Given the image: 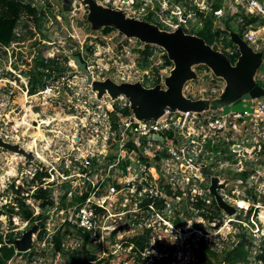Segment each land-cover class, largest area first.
I'll return each instance as SVG.
<instances>
[{
  "label": "built area",
  "instance_id": "2783aa9c",
  "mask_svg": "<svg viewBox=\"0 0 264 264\" xmlns=\"http://www.w3.org/2000/svg\"><path fill=\"white\" fill-rule=\"evenodd\" d=\"M39 1L30 2L40 16L44 10ZM103 2L115 4L112 0ZM193 2L195 10L179 1L175 5L177 14L187 12V22L199 11L205 16L212 14L217 27L225 29L227 19L237 26L225 29L228 34L217 42V50L224 52L227 38L233 45L226 51H239L231 31L239 33L255 50L264 49V0H221L218 8H214L215 0ZM167 5L168 0H157L152 10H164ZM146 6L148 3L125 11L138 18L147 13ZM48 24L45 12L40 26L43 37L30 41V50L0 44V137L10 144L26 141L15 119L22 109L19 95L32 107L48 109L43 114L33 111L25 121L30 128L32 158L22 156L16 161L12 155L15 152L0 145V200L10 195L3 208L13 199L12 184L26 187L22 182L24 171L18 170L20 164L28 163L27 202L34 217L43 215L34 222L30 220V225L39 220L41 224L32 234V247L24 252L17 250L15 242L22 236L21 230L0 226V248H16L17 256L9 264H203L201 240L211 247L206 231L179 227L178 205L191 204L193 208L199 200L212 202V177L227 179L213 173L221 161L222 169L228 163L239 174L244 170L243 161L250 160L252 173L244 181L237 177L235 182L253 188L257 196L264 193V98L246 100L244 109L228 112L223 107L202 112L167 108L156 119H139L133 111L130 115L117 112L115 118L116 107H130V100L124 95L113 99L109 93L100 97L71 64L70 56L78 54L98 80L110 78L117 83L141 82L153 87L157 85L156 73L128 69L122 59L115 67H100V44L91 41L86 45L67 26V33L53 43L54 39L45 35ZM59 27L53 28V33L58 34ZM23 31L26 33L21 25L16 29L17 34ZM24 52L30 54V72L25 67ZM255 78L264 83V71L257 72ZM41 189L46 191L45 198L37 197ZM43 199L47 201L45 207L41 205ZM236 201L239 203V199ZM261 205V201L255 204L258 208ZM0 214L11 215L5 209ZM15 218L22 220L20 216ZM59 230L65 236L57 250L54 235ZM10 232L16 238L13 243L7 240ZM194 234L198 236L195 239ZM43 251L67 258L43 259Z\"/></svg>",
  "mask_w": 264,
  "mask_h": 264
},
{
  "label": "rangeland",
  "instance_id": "374dc122",
  "mask_svg": "<svg viewBox=\"0 0 264 264\" xmlns=\"http://www.w3.org/2000/svg\"><path fill=\"white\" fill-rule=\"evenodd\" d=\"M31 1V0H30ZM67 0H42L39 1L41 4H43V10L46 12V21H49V28H46L45 35L48 37H52L53 43L55 40L63 37L65 35L66 26L69 28V30L77 36L80 41H85L86 45H90L91 41H94L99 45V48L97 49L98 55V64L100 67H103L104 65H108L110 67H115L116 65H119L120 60L122 59L124 62V65L127 66L128 69H135L138 68L141 72H152L155 73V67L162 64L161 57L162 56V48L161 46H154L153 49H150L151 53L153 54L149 59L150 61H154V57H160V60L158 62L149 63L148 67H145V54L143 53L144 46L147 44V42L140 40L139 38L135 36H127L125 34H121L119 30L115 29L109 34H104L102 29L104 27L96 28L91 21L88 19V6L84 2V0H74L73 5L74 8L70 10L69 13H66L63 9V4ZM99 3L104 4V6L108 7H116L119 6L122 8L123 11L125 9H137L140 8L144 3H148L147 13L143 15H139V19H146L151 13V17L153 20H155L154 25L158 26L161 30H166L168 32H172L176 30V25L180 24L181 27H187L191 28L194 25V21L197 18V14L193 15V19H190L187 22V12L186 14H177V9L175 8V5L178 3L180 5L184 4V7L186 8H192V10H195L194 7L196 5L194 4L193 0H168V5L164 7V10L157 9V12L153 11V7L157 5V0H134V3H127L128 0H112L115 2L114 5L108 4L106 5L103 0H97ZM130 1V0H129ZM214 1V0H211ZM182 8V7H181ZM127 11V12H126ZM125 13L128 16H134L129 10H126ZM184 11V10H183ZM184 15V16H183ZM138 16V15H137ZM187 16V17H186ZM59 17L61 20H59ZM54 20V24H50V21ZM183 20H186V22H183ZM159 22V23H157ZM57 26H60L58 34L53 33L52 29L57 28ZM20 29V28H19ZM25 33V31H23ZM23 33V34H24ZM67 33V31H66ZM58 35V36H57ZM155 45V44H151ZM23 49L25 51L30 50V43L23 46ZM46 50V49H45ZM165 50V49H164ZM264 50V49H263ZM220 51V50H218ZM223 53L222 51H220ZM78 55V54H76ZM82 59V58H81ZM83 61V59H82ZM71 64H75L77 68L79 69L78 65L76 64L75 60H70ZM84 62V61H83ZM69 65V62H68ZM206 64H195L192 66V69L197 74V78L190 79L186 82L183 93L186 96L191 95L192 98H202V99H209V100H215L219 98L222 94V92L225 89L226 82L221 77L217 76L211 68H209L207 65V68L202 67ZM87 66V65H86ZM173 67H166L160 70L161 73V84L165 88V79L167 76L171 74ZM87 70L92 74V72L88 69ZM80 71V70H79ZM81 72V71H80ZM82 73V78L87 79V76ZM93 77V74H92ZM94 79V78H93ZM98 80V79H94ZM89 82V81H88ZM19 101L24 100V105L27 107L25 109L22 104L20 109V113L18 116H16L17 123L19 125L20 129V136L22 138H25L26 141L24 143L20 144V147L24 148L26 151L30 152V128L25 125V121L27 119H30V115H26V113H30V110L38 111L41 114L44 112H47L48 109L46 108H39V107H32L28 102H26V99L21 97L19 95ZM120 97V96H119ZM247 102L246 100H242L238 104H230V105H224L223 110L224 112H228L230 110H242L246 107ZM22 110V111H21ZM14 152V151H13ZM16 161H20L21 157L24 155H21L17 152L12 154ZM243 164L245 166L244 170L250 171L252 173V163L250 160L243 161ZM222 161L219 164H216V168H214L213 173L219 174L222 177H226L227 179H238L236 176V173L233 168L229 167V164L226 163L224 168H221ZM23 169L24 175L23 180L24 184L30 185V167H28V163L23 166L22 164L19 165L18 172ZM242 170V172L244 171ZM249 173V174H250ZM21 175V174H20ZM21 177V176H20ZM29 179V181H27ZM262 180H264V176L261 177ZM245 178H243V181ZM219 193L225 198V200L233 205L237 211L234 214H230L229 212L224 211V221L221 226H216L215 222H209L206 218H202L197 214V210L190 207L188 204H180L178 205L177 214L176 216H180L182 223L179 225V227L183 228H189L191 230H196L198 232L200 231H206L205 232V238L207 239V242L210 243L211 248L217 251V253L221 252L220 250L222 247H228L231 242L236 241L238 237V233L241 230V223L243 222L242 219L239 218V215L242 217H245L247 214L248 208L254 207L253 209H256V206H253V198L255 197V190L253 188L245 186H239L237 185V182L233 181L231 182L226 188L220 189ZM264 193L259 194L258 198L262 197ZM237 199H245L247 201L246 205H243L240 207V204L236 201ZM10 200L9 198L6 199L3 198V200H0V210H8L7 207L3 208V205L5 203H8ZM7 201V202H6ZM248 207V208H244ZM190 209V210H189ZM257 216H254V210L252 211V214L250 215V222L252 225L249 226V232L252 231V234L256 236L257 238H260L264 235V205H261L260 208H257ZM243 210V211H242ZM9 213V211H7ZM16 216H11L8 214H0V226L4 228L13 227L14 229L18 228L21 230L22 235L24 232L30 230V228L33 227V225L27 224L25 221H22L20 219H17ZM55 220L57 218L55 217ZM19 222L18 225L16 223ZM197 235H193L192 238H197ZM259 239L255 240V243L252 244L251 247V258L250 262L247 264H260L259 261L255 260V254L258 250V242ZM40 257L43 259H66L67 257L64 255H57L55 252H41ZM217 263L216 259H212ZM16 261V260H15ZM15 261L13 263H15ZM203 264H208L207 261L202 260Z\"/></svg>",
  "mask_w": 264,
  "mask_h": 264
},
{
  "label": "water",
  "instance_id": "95a60500",
  "mask_svg": "<svg viewBox=\"0 0 264 264\" xmlns=\"http://www.w3.org/2000/svg\"><path fill=\"white\" fill-rule=\"evenodd\" d=\"M73 1L67 0L63 4L66 13L73 9ZM84 2L88 6V19L96 28L111 26L119 30L121 34L135 36L147 44L161 46L174 63L171 74L165 79V88L161 83L146 87L141 82L117 83L110 78L94 80L81 57L74 54L70 56L75 60L79 70L87 76L93 89L98 91L100 97L107 92L113 99L120 95L126 96L137 118L156 119L163 115L167 108L202 112L218 109L224 105L238 104L242 100L264 98V86L255 78L257 71L264 65V50H255L239 33L231 32L232 41L238 46L240 52L236 62L232 63L224 52L221 53L198 35L187 33L181 26L168 32L147 20L128 16L122 9L104 6L97 0H84ZM201 63L206 64L226 82L221 96L215 100L196 99L183 93L186 82L197 78L192 66ZM0 145L28 159L33 157L32 153L20 147L19 144L7 143L1 137ZM233 181L236 179L221 181L219 176H213L209 188L218 206L230 214L236 213L237 209L225 200L219 190L226 188ZM40 224L41 220L16 239L18 251L24 252L32 247V234L37 231Z\"/></svg>",
  "mask_w": 264,
  "mask_h": 264
},
{
  "label": "trees",
  "instance_id": "16d2710c",
  "mask_svg": "<svg viewBox=\"0 0 264 264\" xmlns=\"http://www.w3.org/2000/svg\"><path fill=\"white\" fill-rule=\"evenodd\" d=\"M222 5L221 0H215L214 8H218ZM43 15L45 12L43 11L42 15H38V10L35 7H32L30 0H0V44L6 46H25L26 44L39 41L42 39L43 34L40 30V26L43 21ZM152 13L145 19L151 23H155V20L151 17ZM23 16H25L23 18ZM33 16V18H30ZM249 21H251L249 19ZM229 23V22H228ZM230 24V23H229ZM22 26L26 33L24 34H17L16 29L18 26ZM115 28L111 26H106L102 29L104 34H109L114 31ZM184 30L187 33L196 34L199 37L203 38L206 43L214 46V48H218V41L221 39L222 36L227 35V30L215 26V18L212 14H208L205 16L204 13L197 11V20L194 22V25L191 28L184 27ZM243 34V33H242ZM233 45L231 41L227 38L224 39V46L223 51L228 56L232 63H235L238 59L240 52L237 51L234 54L229 53L226 51V47ZM151 47H154L151 44H146L145 50L143 53L145 54V67H148L149 63H156L160 59V57H155L154 61L149 60V56L151 55ZM162 56L161 60L163 61L161 65L155 67V73L157 78L154 81V85L161 82V78L159 77V71L166 67H173L174 63L169 58L168 54L164 49H162ZM23 57L25 59V67L27 71L30 72V54L28 52L23 53ZM202 67L207 68L206 65ZM260 84L264 85V83L259 82ZM33 91V90H32ZM189 97H192L189 95ZM117 112H122L124 115H130L132 110L129 106L124 108L116 107V110L113 113V116L117 118ZM250 171L244 170L241 173H236V176H240L245 178L249 175ZM12 191H13V199L7 205L9 214L11 215H18L23 221H27L30 224V220L34 222L36 219H41L43 215H39L37 217L33 216V211L30 208V203L27 202V199L30 198V185L26 187L23 185H19L16 188L15 183L12 184ZM22 192L29 193L27 196L22 195ZM46 191L41 189L39 190L37 197L45 198ZM261 201L264 205V195L258 198L257 195L253 198V206ZM16 204V205H15ZM47 201L43 199L41 205L45 207ZM194 209L198 211L199 215L207 219L209 222H215L216 226H221L224 221V211L221 209L215 198L212 200L210 204L206 203L204 200L196 201L192 204ZM16 207L18 210H16ZM251 207L248 209L247 214L245 217L239 215V218L243 220L241 223V230L238 233V237L236 241H233L228 245V247H224L221 252L217 253L214 249H212L209 244L205 242L204 239L201 240V256L202 259L207 261L208 264H245L250 261V256L252 254L251 247L252 244L255 243L256 239H259L258 242V250L255 254V259L261 261L264 264V235L260 238H257L252 234V231L249 232V226L252 225L250 222V215L254 210V216H256L257 208L253 209ZM179 214V212H178ZM176 223L178 226L182 223L180 216H177ZM65 234L59 230L54 235L55 244L57 245V250L61 248V243L64 238ZM15 235L13 232H10L7 236V240L9 243H13L15 241ZM3 240V236L0 233V241ZM86 242V241H85ZM139 243V242H138ZM16 248L14 246L9 247L8 245H4L0 248V264H9L11 260L16 258ZM78 259V258H77ZM216 259L217 263L214 260Z\"/></svg>",
  "mask_w": 264,
  "mask_h": 264
},
{
  "label": "crops",
  "instance_id": "0c3cea01",
  "mask_svg": "<svg viewBox=\"0 0 264 264\" xmlns=\"http://www.w3.org/2000/svg\"><path fill=\"white\" fill-rule=\"evenodd\" d=\"M227 20H228V19H227ZM227 20H226V22H225V29H227L228 31L231 30L232 27H234V28L236 29V27H237L236 24H234V23L231 22V21H229V23H230V24H229ZM229 20H231V19H229ZM231 32H232V31H231ZM262 71H264V65H263V68H260L257 72L259 73V72H262ZM19 102L22 104V106H23L25 109H27V107L24 105V100H21V99H20ZM33 111H34V110H30V113H29V110H28V114H30V117L34 115ZM36 111H37V110H36Z\"/></svg>",
  "mask_w": 264,
  "mask_h": 264
},
{
  "label": "bare ground",
  "instance_id": "6f19581e",
  "mask_svg": "<svg viewBox=\"0 0 264 264\" xmlns=\"http://www.w3.org/2000/svg\"><path fill=\"white\" fill-rule=\"evenodd\" d=\"M107 93H108V92H107ZM38 133H39V131L35 132L34 135H37ZM246 203H247V202H244L242 199L239 200V204H240L241 206L246 205ZM263 214H264V213H263Z\"/></svg>",
  "mask_w": 264,
  "mask_h": 264
}]
</instances>
